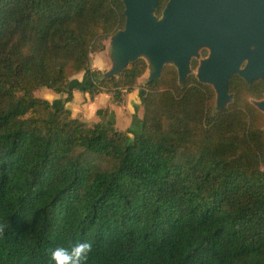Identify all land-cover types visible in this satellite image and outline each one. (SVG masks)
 I'll use <instances>...</instances> for the list:
<instances>
[{
  "label": "trees",
  "instance_id": "16d2710c",
  "mask_svg": "<svg viewBox=\"0 0 264 264\" xmlns=\"http://www.w3.org/2000/svg\"><path fill=\"white\" fill-rule=\"evenodd\" d=\"M124 24L122 0H0V264H52L85 240L86 264H264V75H233L217 108L195 57L185 82L166 63L139 84L144 57L93 68ZM78 87L115 103L137 89L140 132L36 95Z\"/></svg>",
  "mask_w": 264,
  "mask_h": 264
},
{
  "label": "water",
  "instance_id": "95a60500",
  "mask_svg": "<svg viewBox=\"0 0 264 264\" xmlns=\"http://www.w3.org/2000/svg\"><path fill=\"white\" fill-rule=\"evenodd\" d=\"M125 24L111 37L117 74L144 57L151 65L150 79L173 63L181 82L199 60L197 78L213 86L217 108L233 98L229 80L237 74L247 82L264 75V0H168L156 14L158 0H122ZM264 111V97L255 102Z\"/></svg>",
  "mask_w": 264,
  "mask_h": 264
},
{
  "label": "rangeland",
  "instance_id": "374dc122",
  "mask_svg": "<svg viewBox=\"0 0 264 264\" xmlns=\"http://www.w3.org/2000/svg\"><path fill=\"white\" fill-rule=\"evenodd\" d=\"M106 46H108L107 47L108 51L105 54V56H106V61L108 62V64H107V66H103V69H100V70L107 73L109 71V69H111L114 65V61L112 58L111 38L107 40ZM202 49H204V48H202ZM202 49L200 50L201 56L199 58H197L198 62L203 57L201 54ZM91 63H92V61H91ZM171 64H173V63H171ZM91 66H92V64H91ZM93 68H95V67H93ZM196 69H197V67H196ZM196 69H193V72L195 74H196ZM151 70H152V67L149 64L147 71L141 77H139V79H138L139 84H143L149 78V76H150L149 74H150ZM75 76H80V73L76 74ZM75 76H73L72 79ZM49 90L50 89H48V88L39 89L36 92V95L44 96L45 94H47L49 92ZM86 92H88V91H86ZM99 93H102V92H99ZM99 93H97V94H99ZM134 97H135L134 102L133 101L130 102V100ZM101 98L103 100V102L101 100V103H103V105H104L105 104V102H104L105 97H101ZM139 100L140 99L138 97L137 89L133 90V93H131V94H130V92L126 93L124 100L121 103L113 102L111 95H110V102L112 103V105L110 107L108 105L100 107L103 110L101 116H98L96 114V111L93 112V114L92 113L91 114H85L83 112L82 115L85 116L86 119L81 118V117H79V118L88 122L89 124H93L95 121L100 120V118L105 119L107 115L111 116V118L110 117L109 118L115 123V126L119 129L126 131L128 136H129V139H131L134 137L135 132H137L140 128L141 117H142V106H141Z\"/></svg>",
  "mask_w": 264,
  "mask_h": 264
},
{
  "label": "crops",
  "instance_id": "0c3cea01",
  "mask_svg": "<svg viewBox=\"0 0 264 264\" xmlns=\"http://www.w3.org/2000/svg\"><path fill=\"white\" fill-rule=\"evenodd\" d=\"M108 46H106V49H104L101 52L95 53L92 55V67L103 69V66H107L108 62L106 61L105 54L108 51ZM110 49V48H109ZM87 80L85 72H81L80 76H75L71 82L72 84H82L85 83ZM73 99L68 101L66 100V94L63 93H55L51 90L47 94L44 95V97L48 98L53 106L55 108L60 107L61 105H65L68 107L72 115L78 116L81 118H85V116L82 115L84 112L85 114H93L98 108L102 106L108 105L109 107L112 105L110 102V94L106 92L99 93L97 95H94V97H90L89 93L85 91L82 87L74 88L73 89ZM133 93V91L130 92V94ZM104 98L105 104L101 103L102 98ZM134 98L130 100L134 102ZM140 101V100H139ZM103 102V100H102ZM112 111V110H111ZM111 118V116H109ZM141 129V123L140 128L137 132H135L134 137L140 132Z\"/></svg>",
  "mask_w": 264,
  "mask_h": 264
},
{
  "label": "clouds",
  "instance_id": "9594fccd",
  "mask_svg": "<svg viewBox=\"0 0 264 264\" xmlns=\"http://www.w3.org/2000/svg\"><path fill=\"white\" fill-rule=\"evenodd\" d=\"M92 251L91 242L77 241L69 246H57L51 250L52 264H86Z\"/></svg>",
  "mask_w": 264,
  "mask_h": 264
}]
</instances>
